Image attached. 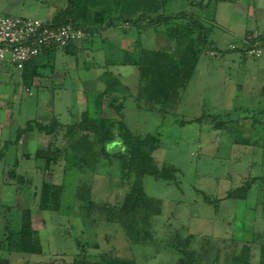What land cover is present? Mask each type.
<instances>
[{
    "label": "rangeland",
    "instance_id": "374dc122",
    "mask_svg": "<svg viewBox=\"0 0 264 264\" xmlns=\"http://www.w3.org/2000/svg\"><path fill=\"white\" fill-rule=\"evenodd\" d=\"M247 2L264 5V0H151L142 11L132 13V17L184 13L201 22L209 41L218 44L214 45L216 50L206 49L196 57L188 82L172 107L167 102L150 103L148 94L141 91L134 63L140 58L146 62L150 51L169 48L164 26L149 29L146 21L141 22L139 34L128 28L131 33L121 41L108 39V33L102 39L89 38L84 43L86 51L78 58L56 49L54 67L60 75L44 88L26 89L20 83L19 71L12 66H7L8 75L0 73V146L14 140L18 127L40 116L48 117L41 121L45 123L52 118L62 124L78 121L83 110L81 91H96L84 90L86 84L88 89L96 87L89 84L93 75L87 77L83 65L92 71L93 63L103 66L106 60L111 65L101 69L119 81L117 86L113 83L114 96L125 97L124 122L136 135L158 133L155 161L178 170L177 185L152 177L143 179L146 195L161 200L160 214L152 219L150 240L144 245L130 244L119 225L104 220L101 210L103 204L119 205L129 187L130 181L120 175L117 161L100 159L94 172L83 175L74 169L63 171V161L43 171L42 161L24 155L45 147L44 136L40 135L37 143L25 139L22 146L10 144L5 160L0 161L1 257L9 264H71L81 253L94 260L109 252L132 258L136 264H179L180 255L168 245L178 232L181 242L190 238L185 249L198 255L195 264H228L231 254L245 243L251 248L250 264H257L259 244L264 242V90H259L258 71L264 58H241L238 51H225L241 45L245 30H254V15L245 14ZM5 3L0 0V13H6ZM9 14L44 19L42 14H21L18 10ZM121 24L117 22L114 31L122 34ZM193 34L186 38L189 43L190 37L195 38ZM186 40L178 49L186 46ZM171 45L174 48L175 44ZM49 70H42L45 79H53ZM138 89L142 93L137 99ZM51 105L56 117L46 115ZM214 115L224 123L223 128L212 127L207 117ZM59 140L55 145L62 147L63 133ZM105 150L114 153L122 150V145L115 139L105 144ZM15 161L16 173L25 181L21 186L7 175L6 168ZM256 177L263 181L254 182L245 199L224 198L228 190ZM42 182L63 187L58 211L38 208ZM83 182L90 186V217L76 198V188ZM201 193L210 200H221L216 211ZM23 210H29L31 226L37 232L39 255L20 252L17 232Z\"/></svg>",
    "mask_w": 264,
    "mask_h": 264
},
{
    "label": "trees",
    "instance_id": "16d2710c",
    "mask_svg": "<svg viewBox=\"0 0 264 264\" xmlns=\"http://www.w3.org/2000/svg\"><path fill=\"white\" fill-rule=\"evenodd\" d=\"M149 1L151 0H67L66 6L57 10L48 21L54 26L68 24L73 28L80 29L84 33V38L98 34L104 29L113 28L117 22L129 23L130 26L138 28V30L141 29V22L143 21H146L149 29L164 26L163 32L169 48L150 51L149 57L151 58L148 57L146 62L140 58L134 64L138 71V80L142 83L141 91L148 94L147 101L159 105L167 102L169 107H172L188 82L196 63V57L204 50H216V47L212 41H209L204 25L184 13L172 16L146 17L142 14L137 15V17L131 16L132 13L142 11L145 3ZM90 15L93 16L91 19ZM185 33H187L186 36ZM189 34L191 36L193 34L195 37L194 39L190 37V43L186 40L189 38ZM250 35L251 33L244 35L239 47L232 46L225 51H238L241 58H245L244 49L264 38V34H259L255 39H247ZM184 39L186 40L185 49H178L180 42ZM172 43L175 44L174 48L171 47ZM256 45L261 50L262 56L264 42ZM72 46L73 44L69 43L60 49L64 51L69 49L68 52L76 56ZM58 48L57 46L44 48L39 56L41 54L52 55ZM36 58L28 61L20 70L23 85L27 88L30 87L34 77H41L44 67L50 66L51 68L53 66V55L52 61L44 62L39 66L35 65ZM103 78L106 84L104 90L84 94L87 106L80 114L78 121L71 124H62L56 118H52L48 123L36 119L26 121L24 125L15 130L14 140L4 141L0 146V161L5 160L6 149L10 144L18 145L23 136L29 133H35L46 138L45 147L36 148L31 154L24 155L25 158L32 157L34 160L42 161L43 171H48L53 165L63 161L65 164L63 171L74 169L83 175L87 171L94 172L100 159L117 161L120 175L130 181L129 187L119 205H101L102 214L106 222L121 227L128 243L144 245L151 238L152 219L160 214L161 200L146 195L143 189V179L152 177L177 185L178 170L171 164H157L153 153L159 147L158 133H147L142 136L134 134L123 119L125 97L114 96L116 91L113 90V86L114 84L119 85L118 79L108 73ZM141 93L138 89L137 99ZM160 112L165 113L164 111ZM207 118L212 122L213 128L224 127L219 116L214 115ZM180 123L185 124L187 122L181 121ZM61 133H63L64 145L59 147L55 144L60 142ZM115 139L121 143L122 150L108 153L105 150V144ZM16 162L10 168H6L7 175L21 186L25 181L22 176L16 173ZM259 181H263V178L245 179L239 187L228 190L224 198L243 200L247 197L251 185ZM62 191L61 185L42 182L38 208L43 211H58ZM75 193L76 198L83 202L81 207L86 210V217H90V208L93 206V202L90 200V186L83 182L76 188ZM201 195L206 203L214 207L215 211L218 209L220 199L210 200L204 193ZM17 235L21 253L35 255L41 253L37 232L31 226L29 210L21 212V224ZM189 240L190 238H185L181 242L178 232H176L171 241L168 242V245L180 255L179 264H186L187 262L188 264H190L189 262L195 264L198 260V255L194 251L185 249L189 245ZM258 250L257 264H264V242L259 244ZM250 253L249 244H242L238 252L231 254L228 264H250ZM79 256L80 258H74L71 264H136L132 258L120 257L109 252L99 254L94 260L87 259L83 253ZM0 264H9V261L0 255Z\"/></svg>",
    "mask_w": 264,
    "mask_h": 264
},
{
    "label": "crops",
    "instance_id": "0c3cea01",
    "mask_svg": "<svg viewBox=\"0 0 264 264\" xmlns=\"http://www.w3.org/2000/svg\"><path fill=\"white\" fill-rule=\"evenodd\" d=\"M1 1H4V2H6L5 4H7V6H6L7 11L5 14H9V12H15V10H18V13H21V14H26V13L31 12L34 14H42L44 16L43 20H49L57 12V10L64 8L67 4V0H63L64 2L62 4L58 3L60 0H1ZM245 9H246L245 10L246 16L253 14L255 17V21H254V30L252 32H250L249 30H245L243 37L246 33L264 34V5L259 3V2H256V3L255 2H252V3L247 2ZM9 15H11V14H9ZM115 28H117V27L104 29L98 34L86 36L81 41L74 43L72 47H74V50H75V54H76L75 57H77V58L80 57L78 54L82 51H86L84 43L87 42L89 38L91 39V38H94L96 36H99L102 39L103 35H107V33H108V35H109L108 39L114 37L117 40L121 41V40H123V38L125 36H127L128 33H131V32H129L131 30L136 31V33H138V34L140 33L138 28L130 26L129 23H122L121 26H119V28L124 30V32H122V34L118 33V31L116 32V30L114 31ZM128 28H131V30H127ZM102 42H103V40H102ZM213 43H214V45L218 46V44L216 42H213ZM125 49H126V51H128V48H125ZM68 51H69V49L67 51L65 50V52H67V53H68ZM90 53H91V51H90ZM52 55H53V59H54V60L52 59L53 60V66H51V68L49 66L48 68L50 69L49 73L51 74L53 79H49V78L45 79L43 75H41V77H34L32 82H31L30 87L33 86V87H36L38 89L44 88L43 86H46V84H48V83L52 84L54 78L57 77L58 75H60L59 74L60 72L57 71L54 67L55 52ZM52 55L41 54L38 58H36L35 65L36 66L41 65L42 63H44V60H46V62L47 61L49 62L51 60ZM261 58H264V52H263L262 56L260 57V59ZM123 63H126V62H123ZM93 64H92V68L94 70H92V71L89 70L88 67L85 65H83V69H84V71H85L84 73H85V75H87V77L90 75H93V77L90 78L91 81L89 84L93 83L96 88L95 89H92V88L88 89L87 84H86V86L84 87L86 89H84V90L102 91L105 89V86H106L103 76L106 73H108L107 71H104V70L107 69L111 64L106 62V60L104 61L103 66H101L100 64H97V63H95L94 65ZM101 67H103L105 69H101ZM89 68H91V67H89ZM258 71H259V75L261 76L260 82H259V85H260L259 90H260V92H262L264 90V87H263L264 64L261 67H259ZM0 73H7V75H8L7 66H4L2 68V70L0 71ZM19 74H20V83H21V85H23L20 71H19ZM85 82H87V81H85ZM25 88L28 89L29 87L28 88L25 87ZM62 91L65 92L63 89H62ZM81 92H82L81 93L82 97L80 99V105H81L83 110L79 113L78 117H80V114L86 109V106H87L86 98L84 95L85 93H84V91H81ZM53 109H54L53 105H51V110H49L48 114H46V115H50V117H54L55 115L53 114ZM38 120L39 121H44V120L47 121L48 117L47 116H45V117L40 116ZM2 121L4 122V120H2ZM25 139H30V140L35 141L37 143V141L40 138H39V136H36L35 133H29V134H26L23 136V138L19 141L18 145L22 146V143L25 142L24 141Z\"/></svg>",
    "mask_w": 264,
    "mask_h": 264
},
{
    "label": "built area",
    "instance_id": "2783aa9c",
    "mask_svg": "<svg viewBox=\"0 0 264 264\" xmlns=\"http://www.w3.org/2000/svg\"><path fill=\"white\" fill-rule=\"evenodd\" d=\"M257 37L250 35L247 39ZM83 38L82 30L68 24L54 26L48 20L0 13V71L4 66H12L20 71L28 61L39 56L44 48H63ZM262 41L264 38L256 44ZM256 44L246 47L243 55L259 58L261 50Z\"/></svg>",
    "mask_w": 264,
    "mask_h": 264
}]
</instances>
